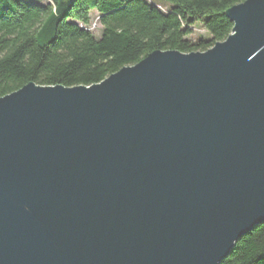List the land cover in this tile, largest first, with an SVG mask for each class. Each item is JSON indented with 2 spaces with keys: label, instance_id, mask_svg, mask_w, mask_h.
<instances>
[{
  "label": "water",
  "instance_id": "obj_1",
  "mask_svg": "<svg viewBox=\"0 0 264 264\" xmlns=\"http://www.w3.org/2000/svg\"><path fill=\"white\" fill-rule=\"evenodd\" d=\"M206 52L0 98V264H221L264 223V0Z\"/></svg>",
  "mask_w": 264,
  "mask_h": 264
},
{
  "label": "trees",
  "instance_id": "obj_2",
  "mask_svg": "<svg viewBox=\"0 0 264 264\" xmlns=\"http://www.w3.org/2000/svg\"><path fill=\"white\" fill-rule=\"evenodd\" d=\"M245 1L0 0V98L28 84L91 87L157 51L206 52L232 34L226 12ZM93 12L99 38L89 29ZM196 25L208 36L192 41ZM221 264H264V223Z\"/></svg>",
  "mask_w": 264,
  "mask_h": 264
},
{
  "label": "rangeland",
  "instance_id": "obj_3",
  "mask_svg": "<svg viewBox=\"0 0 264 264\" xmlns=\"http://www.w3.org/2000/svg\"><path fill=\"white\" fill-rule=\"evenodd\" d=\"M32 2H36L42 5H50L52 4V0H31ZM157 5L159 6V8L163 11L166 12L167 10H169V7L166 5L161 4L160 2L157 3ZM98 16L97 13L93 12L92 13V25L89 28L91 30V33H93L97 38H99L101 36V26L99 25V22L97 21ZM193 29V36H192V41H195L197 38L199 37H207V33L204 29H202L201 26L196 25L195 27L191 28Z\"/></svg>",
  "mask_w": 264,
  "mask_h": 264
}]
</instances>
